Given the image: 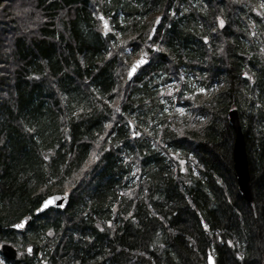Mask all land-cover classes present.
I'll return each mask as SVG.
<instances>
[{"label": "trees", "instance_id": "trees-1", "mask_svg": "<svg viewBox=\"0 0 264 264\" xmlns=\"http://www.w3.org/2000/svg\"><path fill=\"white\" fill-rule=\"evenodd\" d=\"M262 2L0 0V243L19 253L5 264H264ZM53 194L64 209L11 228Z\"/></svg>", "mask_w": 264, "mask_h": 264}, {"label": "water", "instance_id": "water-1", "mask_svg": "<svg viewBox=\"0 0 264 264\" xmlns=\"http://www.w3.org/2000/svg\"><path fill=\"white\" fill-rule=\"evenodd\" d=\"M156 21L150 30L149 39H151V37L153 36L156 30V27L160 22V17H159V22L157 23ZM104 24H105V21H102L103 31L106 32L107 30H109V26L108 28H105ZM141 58L145 60V63L139 65L131 77L135 75V73L139 70V68L142 65L147 63L148 61L147 55H142L138 57L136 60H134L128 68V72H127L128 78H131L129 76V72L132 69L133 65L136 64ZM227 122L229 123L234 133L233 144H232V164H233V170H234V174L236 178L237 188L242 198L246 200L247 203L251 207H253L254 202H253V197H252V192H251V183H250V176H249V171H248V162H247V155H246V149H245V143H244V135L241 130L239 114L236 109H230L227 112ZM68 200L69 198L67 194L50 195L41 202L39 207L36 210H34L32 215H26L22 217L20 220L14 223L11 226V228L16 232L23 233L25 229L27 228V226L31 223L33 217L39 216L50 209L62 210L67 206ZM46 202L48 203L47 207H45ZM21 223L25 225L24 228L16 227V225L21 224ZM28 249H27V252H28ZM28 254L30 253L28 252ZM0 255L8 261H15L17 259V250L10 243L2 241L0 243ZM209 257L212 258V262L214 264V259L211 255L207 256V260H206L207 264H209ZM41 264H48V263L41 262Z\"/></svg>", "mask_w": 264, "mask_h": 264}, {"label": "rangeland", "instance_id": "rangeland-1", "mask_svg": "<svg viewBox=\"0 0 264 264\" xmlns=\"http://www.w3.org/2000/svg\"><path fill=\"white\" fill-rule=\"evenodd\" d=\"M158 86H159L158 88L161 90V93H162L161 94V97H162L161 102L165 105V110L169 111V108H170L169 106H171L170 101L172 100V95H173V91H174V88L172 87L173 85L171 83H165V84L160 83V84H158ZM192 87L197 88L196 85L195 86L192 85ZM197 91H201V88H197ZM174 110L178 113H181V114L184 112V109L178 105L174 107ZM227 167H228L227 169L229 170L230 166H227ZM249 168L251 170L250 162H249ZM251 173H252V171H250V174ZM253 173H255L254 176H259V175L263 174V172H258V170H254ZM256 214L258 216V212H256ZM255 229H256L257 235L259 236V233L261 234L262 231H261V228L258 226V223H256ZM14 247H16V246H14ZM263 254H264V251H263ZM0 264H4L3 259L1 257H0Z\"/></svg>", "mask_w": 264, "mask_h": 264}, {"label": "snow or ice", "instance_id": "snow-or-ice-1", "mask_svg": "<svg viewBox=\"0 0 264 264\" xmlns=\"http://www.w3.org/2000/svg\"><path fill=\"white\" fill-rule=\"evenodd\" d=\"M260 8H261V9H264V2H262V3L260 4ZM257 15L261 16L262 18H264V13H262V12H257ZM101 19L103 20V17H101ZM156 22H157V23L159 22V17L157 18V21H156ZM219 24H220L221 27H223V26H224V21H223V20H220V21H219ZM104 26H105V28H108L107 22H105ZM253 34H255V33H253ZM143 63H145V60H144L143 58H141L136 64H134L133 67H132V69H131L130 72H129V76L131 77L132 74L135 72L136 68H137L139 65L143 64ZM249 79H251V77H249ZM201 91H204V90L201 89ZM116 111H119V108H117ZM181 111H182V110H181ZM137 135H139V134L137 133ZM47 206H48V203L46 202V203H45V207H47ZM16 227L24 228L25 225H24L23 223H21V224L16 225ZM31 251H32V249L29 248V249H28V252L31 253ZM209 264H213V262H212V258H211V257H209Z\"/></svg>", "mask_w": 264, "mask_h": 264}, {"label": "flooded vegetation", "instance_id": "flooded-vegetation-1", "mask_svg": "<svg viewBox=\"0 0 264 264\" xmlns=\"http://www.w3.org/2000/svg\"><path fill=\"white\" fill-rule=\"evenodd\" d=\"M5 261H4V259H3V263H4ZM5 264V263H4Z\"/></svg>", "mask_w": 264, "mask_h": 264}]
</instances>
